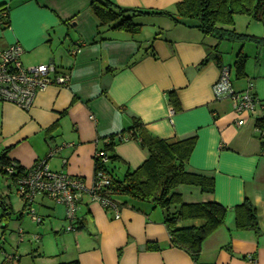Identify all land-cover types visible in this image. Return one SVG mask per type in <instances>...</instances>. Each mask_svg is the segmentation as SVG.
Segmentation results:
<instances>
[{
	"label": "crops",
	"instance_id": "obj_1",
	"mask_svg": "<svg viewBox=\"0 0 264 264\" xmlns=\"http://www.w3.org/2000/svg\"><path fill=\"white\" fill-rule=\"evenodd\" d=\"M92 1L0 0V9L7 11L3 21L8 22L6 27L0 20V51L18 44L24 67L50 63L71 80L68 87L39 92L27 110L0 104V155L7 151L9 160L30 170L53 151L47 160L52 172L81 178L91 187L96 155L111 137L131 128L134 119L149 135L168 143L195 137L186 171L214 180L215 189L208 193L189 185L177 191L187 205L215 202L228 209L226 224L204 241L197 264H264V155L254 131L264 118V45L253 44L247 52L244 43L234 48L236 55L242 50L248 59L246 77L237 80L232 77L236 55L226 65L220 44L221 64L210 60L203 65L218 42L203 37L194 22L144 16L136 19L141 33L131 36L102 27ZM111 1L131 10L168 12L182 0ZM222 67L230 69L236 91L252 85L260 103L255 117L239 115L230 99L213 96ZM172 91L179 99L178 112L169 104ZM120 139L114 137V155L120 162L113 167L114 175L122 178L128 170L139 169L149 152L139 140L127 135ZM117 199L122 204L118 220L112 208L84 194L75 224L84 229L70 232L64 206L45 197L35 200L43 214L39 217L55 220L50 227L58 264H195L170 244L160 209ZM245 200L256 208L258 233L235 228V209ZM202 225L191 220L183 227Z\"/></svg>",
	"mask_w": 264,
	"mask_h": 264
},
{
	"label": "trees",
	"instance_id": "obj_2",
	"mask_svg": "<svg viewBox=\"0 0 264 264\" xmlns=\"http://www.w3.org/2000/svg\"><path fill=\"white\" fill-rule=\"evenodd\" d=\"M90 6L102 27L118 32L123 31L131 36L141 33L142 25L136 19L144 16L160 15L170 18L176 24L194 22L193 24L203 37L212 38L218 42V45L212 48L207 59L204 60L203 65L210 60L216 61L218 65L221 64L218 46L222 42L240 44L249 42L254 45H264V38L240 35L234 28L236 15H245L252 21L264 25V0H182L174 8V11L168 12L131 10L118 6L111 0H93ZM3 11L5 9H0V14ZM0 20L4 26H8V22L5 23L1 16ZM234 60L235 77L237 80H242L246 77L247 56L241 50ZM168 99L172 110L178 112L180 103L176 92H169ZM259 123L261 120L257 121L258 126ZM132 125L125 132L115 136L122 139L127 135L130 139L139 140L141 147L148 150L149 158L139 169L128 170L122 178L114 175L113 166L120 162V159L114 155L115 136L111 137L112 142L106 145L103 151L107 162H104L103 159H95L94 176L96 177V173L101 172L109 178V185L99 191L100 197L102 200L109 201L116 208L122 206L117 198L126 197L148 203L153 209H160L170 236V244L175 249L185 252L197 264L201 257L204 241L226 224L228 215V209L215 202L187 205L177 191L180 186L190 185L198 187L204 192H214V180L186 171L197 140L193 137L168 143L163 139L149 135L139 119H134ZM0 156V168L6 166L15 168V173L11 177L6 176L4 171H0V178H10L15 183V179L26 170L9 160L7 151ZM0 199H2L1 196ZM1 205L5 208L3 219H9L13 210L10 206L5 205L3 200H1ZM191 220L201 221L203 225L183 227L185 222ZM235 228L238 231L259 232L256 208L249 200H245L235 209ZM76 229L82 231L84 225L79 224ZM61 264H79V262L71 261V263Z\"/></svg>",
	"mask_w": 264,
	"mask_h": 264
},
{
	"label": "built area",
	"instance_id": "obj_3",
	"mask_svg": "<svg viewBox=\"0 0 264 264\" xmlns=\"http://www.w3.org/2000/svg\"><path fill=\"white\" fill-rule=\"evenodd\" d=\"M0 16L5 19L7 11H3ZM23 54V48L18 44H13L0 51V104L8 102L27 110L39 92L45 91L50 86L63 88L70 85L69 75L59 73L53 64L24 67L21 58ZM252 90L251 85L244 92L236 91L231 82V72L228 67L221 68L220 78L212 88L216 100L230 99L237 114H249L255 117L260 103ZM259 120L261 123L259 126L256 123L254 131L263 146L262 154L264 155V118H259ZM243 124L244 120L238 122L240 126ZM53 155L51 151L46 160L39 162L34 168L26 170L15 179L16 192L24 204L26 215L30 216L32 221L41 224L43 220L36 215L33 206L38 197H45L55 205L65 207L66 220L69 222L67 231H74L76 230L75 224L78 223L79 200L84 194H88L92 200L100 202L104 208H112L115 211V219L118 220L120 217L118 208L109 201L102 200L99 194L104 186L109 185L108 176L101 172L96 173L92 186L87 187L81 178L52 172L47 160ZM98 158L107 162L104 152L98 153L96 159ZM0 171H4L6 176L11 177L15 173V168L6 166L0 168ZM19 235L23 241L22 230ZM249 260L253 261V258L249 257Z\"/></svg>",
	"mask_w": 264,
	"mask_h": 264
},
{
	"label": "rangeland",
	"instance_id": "obj_4",
	"mask_svg": "<svg viewBox=\"0 0 264 264\" xmlns=\"http://www.w3.org/2000/svg\"><path fill=\"white\" fill-rule=\"evenodd\" d=\"M137 22L139 23V21ZM151 22L148 21L149 24ZM234 23L235 31L238 34L264 38V25L262 23L252 21L245 15H236ZM241 46L240 43H220L219 48L223 52L222 60L226 65L229 66L233 63L236 55L233 50L235 47ZM243 47L244 51L247 52L252 50L254 45L245 42ZM234 74L232 69V77ZM0 196L2 197L0 199V264H58L55 257L57 252L56 240L50 227V221L54 223L55 220L45 217L42 224L32 221L31 217L22 210L24 204L16 192L15 183L10 178H1ZM1 200L14 211L9 219H3L5 208L1 205ZM38 204L35 202L33 209L36 215L43 216ZM20 213L23 214V217L19 216ZM21 230L23 231V241L19 235Z\"/></svg>",
	"mask_w": 264,
	"mask_h": 264
}]
</instances>
